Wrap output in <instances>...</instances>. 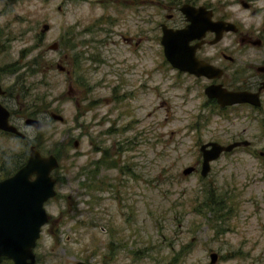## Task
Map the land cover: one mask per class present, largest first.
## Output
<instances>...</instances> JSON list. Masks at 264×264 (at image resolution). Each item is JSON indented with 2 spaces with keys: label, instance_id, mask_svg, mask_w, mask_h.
I'll use <instances>...</instances> for the list:
<instances>
[{
  "label": "rangeland",
  "instance_id": "obj_1",
  "mask_svg": "<svg viewBox=\"0 0 264 264\" xmlns=\"http://www.w3.org/2000/svg\"><path fill=\"white\" fill-rule=\"evenodd\" d=\"M105 1L0 0V68H11L0 75L1 86L14 84L9 106L37 113L41 127L25 125L22 116L11 123L58 163L35 262L208 264L213 251L214 264H264V159L240 150L237 163H213L212 176L201 178L197 146L217 135V125L204 129L201 99L187 97V77L164 60L151 7L144 3L138 17L127 12L118 20L126 9ZM95 17L101 18L95 41H105L113 19L114 33L127 29L134 41L139 26L144 37L137 48L110 35L104 44L48 49ZM88 38L81 34L74 41ZM96 52L102 63L90 62ZM75 56L84 80L79 83ZM119 78L125 86L113 90ZM123 90L132 94L122 98ZM49 111L62 120L49 118ZM22 145L0 132V170ZM188 165L196 170L183 175Z\"/></svg>",
  "mask_w": 264,
  "mask_h": 264
},
{
  "label": "flooded vegetation",
  "instance_id": "obj_2",
  "mask_svg": "<svg viewBox=\"0 0 264 264\" xmlns=\"http://www.w3.org/2000/svg\"><path fill=\"white\" fill-rule=\"evenodd\" d=\"M108 1L110 3L119 4V8L126 9L122 12H118V14H120L118 20H125V16L129 12L131 13L129 18L138 17L137 13H141L143 11L142 8L145 6L144 3H147L148 6L151 7V10L148 11L149 20H151L153 24L157 23L156 36H158V43L162 27L180 29L184 27L186 23L187 25L190 23L188 18L199 21V23L193 26V32L187 36L192 37L187 41V72L172 68L176 72L187 77V97L191 96L201 99L202 109L206 111L201 120L204 129L208 131L210 122L217 125V135L202 140L197 146L196 163L198 162L197 166H199V176L204 179L212 176L211 168L213 167V163L223 161L221 166L237 163L240 150H250L251 155L255 153L259 160H263L264 4H260V0H165L163 2L160 0ZM95 2L102 3L106 1L95 0ZM185 4L190 8L189 10L187 9V22L185 21L184 14L180 10L182 5ZM100 19L101 18L95 17L88 27H84L78 33H72L73 30L70 28L67 34L63 33L65 36L61 37L58 43L55 42L56 48L59 46L66 51V48L74 49L77 48L79 44L86 45L90 44L92 41L97 44H104L106 38H108L107 36H109L110 39V35H117L125 45L132 44L134 48H137L140 39L144 37V31L139 26L138 28L135 26L136 30L133 33L135 35L134 41H132V35L127 29L123 32L118 31L114 33L112 31V26L117 19H113L109 22L110 26L105 29V41H95L94 34L101 31L100 28H96ZM87 33L89 34L87 40L82 39L78 42L74 41L76 36ZM110 42L113 41L110 40ZM78 59L80 60V56L79 58L75 56V63H77V83L84 81L82 70H79L80 63ZM64 60L67 61L65 58ZM91 61L93 63H102L103 60L100 58V53L96 52L95 56L90 55V62ZM71 65L72 62L70 61V65L68 66L70 67ZM56 68L70 76V70L68 68L65 69L63 65L56 64ZM6 72H11V68H0V75ZM116 83L117 85L113 86V90L119 86H125L124 80L120 78ZM1 84L2 81L0 79V89L2 91L0 93V104L8 112L9 123H11V118L16 116H22L23 120L27 117H38L37 113L21 112V108L14 111L9 106L10 100L13 99L11 94L14 89V84L11 85V89L9 90H5ZM129 92L123 90L121 97L127 98L128 94H132L131 91ZM233 93H240L241 96L239 95L238 97H241L242 100L226 104L228 100L227 94ZM50 112L51 111L48 112V116ZM212 115L217 116L211 121ZM239 120H244V122H240ZM0 132L4 131L0 130ZM221 133L224 134L221 135ZM19 138L28 141L25 139V135ZM210 143H216L222 148L230 147L220 149L214 158L207 160V170L201 175L200 167L203 157L209 155L207 152L211 148ZM188 166L192 168L189 173L196 170V167L191 165ZM215 174L216 172H214V175ZM205 195L209 196L210 193H205ZM45 202L43 203V208ZM207 203L208 202H205V205H207ZM47 223L48 215L47 221L43 225Z\"/></svg>",
  "mask_w": 264,
  "mask_h": 264
},
{
  "label": "water",
  "instance_id": "obj_3",
  "mask_svg": "<svg viewBox=\"0 0 264 264\" xmlns=\"http://www.w3.org/2000/svg\"><path fill=\"white\" fill-rule=\"evenodd\" d=\"M187 9L185 4L180 10L184 14L187 22ZM190 23L180 29H169L162 27L159 38L162 56L171 68L178 71L187 72V41L192 37H187L193 32V26L199 21L188 18ZM195 21V22H194ZM47 28L42 25L41 31ZM56 44L51 43L48 49H55ZM0 89V93H1ZM240 93L227 94L226 104L241 101ZM49 117L61 121L59 114L50 112ZM25 125L35 129L41 127V122L37 118H25ZM0 130L23 137L14 125L8 122V112L0 104ZM237 144V143H234ZM76 142H73V146ZM208 156L203 157L200 174L207 170V160L215 157L221 147L216 143H210ZM201 149V148H200ZM58 163L54 155H42L32 145L28 147L27 157L11 175L0 179V258L10 260L9 264H37L34 261L32 249L39 237L40 227L47 221V215L43 208V203L55 193L54 179L51 176L52 170ZM191 167H185L181 173L183 175L191 172ZM208 264H214L217 256L215 253L208 254ZM74 264H85L76 261Z\"/></svg>",
  "mask_w": 264,
  "mask_h": 264
},
{
  "label": "trees",
  "instance_id": "obj_4",
  "mask_svg": "<svg viewBox=\"0 0 264 264\" xmlns=\"http://www.w3.org/2000/svg\"><path fill=\"white\" fill-rule=\"evenodd\" d=\"M5 135H10V136H14L15 141H22V147L20 149L14 150V151H10V155L7 157L5 163L7 164L6 168L0 170V179L9 176L10 174H12L20 165L23 164V162L25 161L26 157H27V150L28 147L30 145H32L33 147H35L37 149L38 144L37 142H35V140H28V141H24L22 139H20L19 137L10 134V133H6V132H1ZM106 157L103 155L101 157V159H99L98 162H102V160H105ZM97 162V163H98ZM113 163H115L113 160H111V162L109 163H105V166H111ZM98 167V166H97ZM96 167V168H97ZM98 169V168H97ZM93 177V175H92ZM90 184V183H89ZM88 184V185H89ZM87 185V186H88ZM205 205V204H204ZM142 252V251H141ZM9 260L1 257L0 258V264H9Z\"/></svg>",
  "mask_w": 264,
  "mask_h": 264
}]
</instances>
